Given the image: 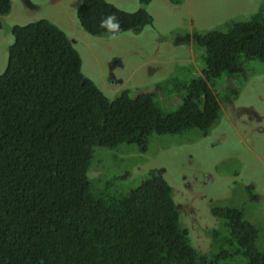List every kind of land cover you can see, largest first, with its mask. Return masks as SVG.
<instances>
[{
    "label": "trees",
    "instance_id": "16d2710c",
    "mask_svg": "<svg viewBox=\"0 0 264 264\" xmlns=\"http://www.w3.org/2000/svg\"><path fill=\"white\" fill-rule=\"evenodd\" d=\"M148 2L138 0L126 12L106 0H80L75 14L86 33L113 35L151 24ZM9 9L10 0H0V15ZM108 16L119 23L115 32L101 26ZM10 31L0 73V264H225L233 254L264 264V248L254 244L258 229L241 210L210 208L223 224L204 231L219 250L206 254L179 224L181 208L160 173L150 172L126 193L99 191L86 175L95 146L140 145L151 132L211 127L219 104L207 82L240 72L242 60L264 61V8L225 32L195 36L204 47L200 76L168 113L152 92L130 96L124 89L107 98L81 73L78 52L49 20Z\"/></svg>",
    "mask_w": 264,
    "mask_h": 264
},
{
    "label": "rangeland",
    "instance_id": "374dc122",
    "mask_svg": "<svg viewBox=\"0 0 264 264\" xmlns=\"http://www.w3.org/2000/svg\"><path fill=\"white\" fill-rule=\"evenodd\" d=\"M106 1L126 12L138 8V0ZM149 1L145 8L151 24L138 31L90 35L76 19L80 0H10L9 12L0 15V73L12 42L11 26L43 18L64 31L78 52L81 73L107 98L124 89L130 96L152 92L161 112L168 113L178 107L185 85L200 76L204 47L196 43L195 36L225 32L231 22L247 20L264 8V0ZM207 84L218 101L219 114L206 131L151 132L140 145L95 146L86 175L99 191L126 193L150 172L160 173L181 208L179 224L200 252L219 251L218 245L208 244L209 235L204 233L222 228L223 220L211 216L214 206L241 210L243 218L257 227L254 244L261 250L264 61L242 60L240 72ZM225 264H246V260L233 254Z\"/></svg>",
    "mask_w": 264,
    "mask_h": 264
},
{
    "label": "clouds",
    "instance_id": "9594fccd",
    "mask_svg": "<svg viewBox=\"0 0 264 264\" xmlns=\"http://www.w3.org/2000/svg\"><path fill=\"white\" fill-rule=\"evenodd\" d=\"M101 26L106 27L110 32H115L119 28V23L115 16H108L103 21H101ZM135 30L138 31V29Z\"/></svg>",
    "mask_w": 264,
    "mask_h": 264
},
{
    "label": "crops",
    "instance_id": "0c3cea01",
    "mask_svg": "<svg viewBox=\"0 0 264 264\" xmlns=\"http://www.w3.org/2000/svg\"><path fill=\"white\" fill-rule=\"evenodd\" d=\"M150 2V1H149ZM173 4H176V3H173Z\"/></svg>",
    "mask_w": 264,
    "mask_h": 264
},
{
    "label": "flooded vegetation",
    "instance_id": "af4514ba",
    "mask_svg": "<svg viewBox=\"0 0 264 264\" xmlns=\"http://www.w3.org/2000/svg\"><path fill=\"white\" fill-rule=\"evenodd\" d=\"M179 3V2H178ZM178 3H176V4H178Z\"/></svg>",
    "mask_w": 264,
    "mask_h": 264
}]
</instances>
